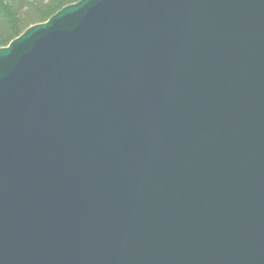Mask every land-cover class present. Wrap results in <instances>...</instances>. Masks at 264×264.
I'll list each match as a JSON object with an SVG mask.
<instances>
[{"label":"water","instance_id":"obj_1","mask_svg":"<svg viewBox=\"0 0 264 264\" xmlns=\"http://www.w3.org/2000/svg\"><path fill=\"white\" fill-rule=\"evenodd\" d=\"M0 264H264V0H78L0 47Z\"/></svg>","mask_w":264,"mask_h":264},{"label":"trees","instance_id":"obj_2","mask_svg":"<svg viewBox=\"0 0 264 264\" xmlns=\"http://www.w3.org/2000/svg\"><path fill=\"white\" fill-rule=\"evenodd\" d=\"M78 0H0V47Z\"/></svg>","mask_w":264,"mask_h":264}]
</instances>
